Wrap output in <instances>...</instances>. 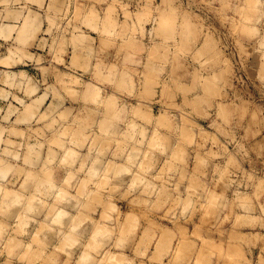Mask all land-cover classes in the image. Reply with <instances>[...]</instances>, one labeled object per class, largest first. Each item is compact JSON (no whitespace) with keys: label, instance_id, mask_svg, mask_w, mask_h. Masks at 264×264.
<instances>
[{"label":"rangeland","instance_id":"1","mask_svg":"<svg viewBox=\"0 0 264 264\" xmlns=\"http://www.w3.org/2000/svg\"><path fill=\"white\" fill-rule=\"evenodd\" d=\"M1 1L2 28L8 7L22 6V16L0 31L8 33L0 34V162L8 167L0 192L24 199L17 206L9 189L0 193L16 211L0 204V263L77 264V250H90L77 233L95 225L109 233L94 228L90 264H102L107 249L121 250L119 264H194L195 255L203 264H264V0H59L68 4L60 14L53 0ZM25 7L44 17L21 42ZM50 38L62 39L60 48ZM76 217L77 235L59 228Z\"/></svg>","mask_w":264,"mask_h":264},{"label":"bare ground","instance_id":"2","mask_svg":"<svg viewBox=\"0 0 264 264\" xmlns=\"http://www.w3.org/2000/svg\"><path fill=\"white\" fill-rule=\"evenodd\" d=\"M4 1H5V0H4ZM4 1H3V2H4ZM8 1H9V0H8ZM8 1L6 0L4 3H6V2L9 3ZM16 1H17V0H16ZM16 1H15V2H16ZM23 1H24V0H23ZM25 1H26V0H25ZM27 1H29V0H27ZM34 1H36V0H34ZM47 1H48V0H47ZM51 1H52V0H51ZM62 1H63V0H62ZM1 2H2V1L0 0V3H1ZM29 2H31V1H29ZM32 2H33V0H32ZM37 2H38V1H37ZM37 2H35V3H37ZM39 2L42 4V0H40ZM43 2H44V0H43ZM52 2H53V3H52ZM52 2H49V5H50V6L52 5L51 7L49 6L50 9H51L52 11H55V12H57V13L60 14L61 11L58 10V9H61V7L59 8L58 5L62 4V6H63V5L65 4V3H64L65 1L62 3V2L59 1V0H53ZM4 3H3V4H4ZM11 3H12V2H11ZM13 3H14V2H13ZM22 3H23V2H22ZM24 3H25V2H24ZM40 3H39V4H40ZM51 3H52V4H51ZM59 3H60V4H59ZM27 4H28V3H27ZM47 4H48V3H46V6H45V7L48 6ZM53 4H54V5H53ZM0 5H1V4H0ZM28 5H29V4H28ZM34 5H35V4H34ZM37 5H38V4H37ZM65 5H66V8H67L68 4H65ZM23 6H24V5H23ZM60 6H61V5H60ZM4 7H6V6H3V8H4ZM10 7H11V6H10ZM49 7L44 8V9H46V11H47V9H49ZM8 8H9V7H8ZM8 8H7V10L5 11V13L3 12L5 15H4L3 13H2V15H4V17H5V16H6V13H7V15H8L9 18H10V20H8V18H6V17H5V18H6L7 21L10 22V23H9V25H7L8 23H7V24H3L4 27L2 28V26H1L2 23L0 22V23H1V24H0V26H1L0 28H2V29H0V31H1V30H2V31H9L10 29L15 30V29H13V28H14V27L16 28V24H17V21H18V20L16 21L15 19L18 18V17H20V15H21L20 12H21V10H22V6H21V8H20L21 10L17 9V10H19V12H18L17 10H15V9H16L15 7H14V9H13L14 11H13V10H10V9H8ZM23 8H24V7H23ZM25 8H26V7H25ZM64 8H65V7H64ZM66 8H65V10L63 9V11H66ZM29 9H30V8H29ZM29 9L26 8V10H28V12H27V11L25 12V16H26V17L23 16V18L25 17V19H24L25 22H24V21L21 22V23H23V24L25 23V25L23 26V24L20 23V24L23 26L22 28L19 27V28H20V31H21V30H22V31H21V32H18L19 30L16 31V32H18V34H17L16 36H18V38H19V36H20V38H21V39H18V38H16V39H18L19 41L21 40V42H22L23 40L27 39V38H31L32 33L35 32L34 30H36L38 26H41V25H39L38 23H39L40 21H41V23H42V21H43L42 17H44V16L41 15L42 17H40V18H41V20H40V18L38 17V16H40V14L37 16L38 13H36V12H37V11H36L37 9L35 10L36 12H35V11H31V10H34V9H31L30 12H29ZM4 10H5V9H4ZM8 10H10L11 12H9ZM57 10H58V11H57ZM7 11H8V12H7ZM59 11H60V12H59ZM75 11H76V9L74 10V12H75ZM22 12H23V11H22ZM41 12H42V11H41ZM47 12H48V11H47ZM55 12H54V13H55ZM0 13H1V12H0ZM18 13H19L20 15H19ZM26 13H28V14H27L28 16L26 15ZM30 13H32V14L30 15ZM35 13H36V14H35ZM52 13H53V12H52ZM52 13H51V14H52ZM89 13H90V11H89ZM59 14H58V15H59ZM74 14H75V13H74ZM92 14H93V12H91L90 15H92ZM0 15H1V14H0ZM18 15H19V16H18ZM48 15H49V14H48ZM62 15H63V14H62ZM88 15H89V14H88ZM90 15L88 16V17H90L89 19H91V16H90ZM8 16H7V17H8ZM17 16H18V17H17ZM21 16H22V15H21ZM54 16H55V15H54ZM59 16H60V15H59ZM45 17H46V16H45ZM49 17H50V16H49ZM49 17H46V18L49 19ZM57 17H58V16H57ZM2 18H3V16H2ZM13 18H14V19H13ZM23 18H22V19H23ZM46 18H44V19H46ZM3 19H4V18H3ZM12 19H13V20H12ZM19 19H20V18H19ZM47 19H46V21H48ZM53 19H55V18H51V20L48 21V22H46V23H50ZM86 19H87V18H86ZM86 19H85V21H86ZM1 20H2V19H1ZM87 20H88V19H87ZM7 21H6V22H7ZM11 21H12V22H11ZM44 21H45V20H44ZM54 21H55V20H53L50 24H52ZM91 21H92V20H90V21L88 20L87 22L90 23ZM6 22H5V23H6ZM44 23H45V22H44ZM92 23H93V22H91L90 24L92 25ZM18 24H19V23H18ZM56 24H57V23H56ZM85 24H86V23H85ZM87 24H88V23H87ZM87 24H86V25H87ZM90 24H88V25L90 26ZM88 25H87V28H88ZM93 25H94V24H93ZM19 26H20V25H19ZM56 26H57V25H56ZM56 26H55V27H56ZM74 27H75V26H74ZM85 27H86V26H85ZM90 27H92V26H90ZM90 27H89V28H90ZM119 27H120V25H119ZM19 28H18V29H19ZM39 29H40V27H39ZM45 29H46V28H45ZM48 29H49V28H48ZM50 29H51V27H50ZM10 32H11V30L9 31V33H10ZM36 32H37V31H36ZM38 32H39V31H38ZM47 32H49V31L47 30ZM1 33H2V32H1ZM1 33H0V34H1ZM5 33H7V32H5ZM5 33H3V34H5ZM3 34H1L2 37H3ZM7 34H8V33H7ZM19 34H20V35H19ZM33 34H35V33H33ZM47 34H48V33H47ZM5 35H6V34H5ZM9 35H11V34H9ZM9 35H8V36H9ZM55 35H56V33H55ZM12 36H13V35H12ZM14 36H15V35H14ZM16 36H15V37H16ZM45 36H46V35H45ZM53 36H54V35H53ZM6 37H7V35L5 36V38H6ZM46 37H47V36H46ZM56 37L59 38L58 36H56ZM61 37H62V36H61ZM12 38H13V37H12ZM41 38H42V37H41ZM22 39H23V40H22ZM50 39H52V38H50ZM53 39H54V37H53ZM53 39H52V41H54V44H55V42H56L58 39H57L56 41L53 40ZM60 39H61V38H60ZM62 39H63V37H62ZM62 39H61V40H62ZM12 40H13V39H12ZM18 40H16V41H18ZM29 40H31V39H29ZM46 40H48V39H46ZM61 40H60V41H61ZM26 41H28V40H26ZM26 41H25V42H26ZM52 41H50V42L52 43ZM60 41H59V42H56V43L59 44ZM23 42H24V41H23ZM50 42H49V43H50ZM119 42H120V41H119ZM13 43H15V42H13ZM18 43H19L20 45H23V43H20V42H18ZM16 44H17V42H16ZM60 44H61V43H60ZM60 44H59V47H58V45L56 44L57 48H54V49H58V48H60ZM43 45H44V44H43ZM47 45H48V44H47ZM51 45H52V44H51ZM54 46H55V45H54ZM11 47H13V45H12ZM11 47H10V48H11ZM30 47H31V46H30ZM27 48H29V47H27ZM13 49H14L15 51H16V50L18 51V52L16 51V53H19V50H20L19 48L17 49V47H16V49H15V46H14ZM26 50H27V49H26ZM20 51H21V50H20ZM54 51H55V50H54ZM54 51H53V54H54ZM9 52H11V51H9ZM9 52H7V53L9 54ZM13 53H15V52L13 51ZM22 53H23V52H22ZM11 54H12V52H11ZM19 54H20V53H19ZM15 55H16V57L20 56V55L17 56V54H15ZM22 55L24 56V54H22ZM22 55H21V56H22ZM7 56H9V55H7ZM13 56H14V55H13ZM23 56H22V57H23ZM25 56H26V55H25ZM26 57H27V56H26ZM152 57H153V56H152ZM7 58H8V57H7ZM23 58H24V57H23ZM23 58H22V59H23ZM28 58H29V57H28ZM31 58H32V55H31ZM36 58H38V56H37ZM1 59H2V57H1ZM8 59H10V58H8ZM18 59H19V57H18ZM18 59H15V60L12 59L11 61H15V62H16V61H20V60H21V59H20V60H18ZM25 59H26V58H25ZM2 60H3V59H2ZM27 60H30V59H27ZM37 60H38V59H37ZM4 61L7 63L6 57H5ZM21 61H22V60H21ZM30 61H31V60H30ZM27 62H28V61H27ZM1 63H2L3 66H6V64H3V61L0 60V64H1ZM12 63H13V62H12ZM18 63H19V62H18ZM22 63H23V62H22ZM13 64H14V63H13ZM7 66H9V64H7ZM16 66H17V65H16ZM53 69H54V68H53ZM47 70H48V69H47ZM56 72L58 73V71H56ZM6 73H7V76L10 77V79H12V78L14 79V77H16V76H18V75H21L19 72H18V73H16V72H6ZM47 73H48V72H47ZM2 74H3V73H2ZM48 74H49V73H48ZM5 75H6V74H5ZM58 75H59V76H58ZM58 75H57V77L59 78L61 75H60L59 73H58ZM24 76H25V75H22V77H21V76H20V77L23 79ZM54 76L56 77V74H55ZM8 77L5 76V78H7V79H8ZM55 77H54V78H55ZM61 77H62V76H61ZM5 78H4V79H5ZM17 78H18V77H17ZM17 78H16V80H17ZM58 78H57V79H58ZM28 79H29V78L27 77V80H28ZM18 80H19V79H18ZM24 80L26 81V79H24ZM12 81H13V80H12ZM25 81H24V82H25ZM29 81H30V80H29ZM9 82H11V81H9ZM19 82L22 83L21 81H18V83H19ZM26 82H27V81H26ZM16 83H17V81H16ZM16 83H15V84H16ZM18 83H17V85H19ZM9 84H11V83H9ZM13 84H14V82L12 83V85H13ZM23 84H24V83H23ZM25 84H26V83H25ZM27 85H29L28 82H27V84L25 85V87H26ZM33 85H34V84H32V85L29 86V88L31 87V89H29V88L26 87V88L28 89L27 92H30V91L32 90V92H30V93H33V94H34L33 89L36 90V88H32ZM18 87H19V86H18ZM33 87H35V86H33ZM19 88H21V87H19ZM26 88H25V89H26ZM21 89H22V88H21ZM37 89H38V88H37ZM23 90H24V89H23ZM35 90H34V91H35ZM27 92L25 91L24 93H27ZM30 93H28V94H30ZM35 93H36V91H35ZM40 94H41V93H40ZM37 96H39V95H37ZM41 98H43V97H41V95H40V97L37 98V99L34 98V99H33L34 103L36 102L35 100H37V101L40 103V102H41V101H40ZM38 99H39V100H38ZM43 99H44V98H43ZM43 99H42V100H43ZM31 102H32V101H31ZM42 102H43V101H42ZM36 103H37V102H36ZM57 104H58V103H57ZM33 105H34V104H33ZM40 105H41V104H40ZM40 105H39V108H40ZM35 106H36V105H35ZM37 106H38V104H37ZM52 106H53V105H52ZM30 107H32V105L30 104V106H29V104H28V108H30ZM26 108H27V107H26ZM26 108H25V110L28 109V108H27V109H26ZM36 108H37V107H36ZM46 108H47V107H46ZM28 110H29V109H28ZM35 110H36V109H35ZM37 110H38V108H37ZM39 110H40V109H39ZM50 110H51V108H50ZM50 110H49V114H50ZM54 110H55V109H54ZM54 110H53V111H54ZM57 110H58V109H57ZM45 111H46V109H45ZM51 111H52V110H51ZM53 111H52V112H53ZM27 112H28V111H27ZM27 112L25 111V113H27ZM52 112H51V113H52ZM44 113H45V112H44ZM42 114H43V113H42ZM42 114H41V115H42ZM27 116H28V115H27ZM32 116H33V114H30L29 117H32ZM43 116H44L45 118L47 117V116H45V115H42V117H43ZM21 117H23V116H21ZM40 117H41V116H40ZM42 117H41V118H42ZM45 118H44V121H45ZM24 121H25V120H24ZM50 121H51V120H50ZM45 123H47V125H48V122L45 121ZM43 124H44V122H43ZM48 151H49V150H47L46 152L49 153ZM66 151H67V150H66ZM66 151H65V152H66ZM69 151H70V150L68 149V152H69ZM6 152L8 153V151H6ZM35 152H36V150H35ZM37 152H38V151H37ZM41 152H42V151H41ZM51 152H54V151H53V150H52V151L50 150V153H51ZM59 152L61 153V151H59ZM65 152H64V153H65ZM71 152L73 153V151H71ZM33 153H34V151H33ZM50 153H49V154H50ZM62 153H63V152H62ZM27 154H28V153H27ZM38 154H39V153H38ZM43 154H45V153H43ZM65 154H66V153H65ZM34 155H36V154H34ZM34 155H33V158H34ZM45 155H47V154H45ZM45 155H44V157L47 158V156H45ZM58 155H59V153H58ZM67 155H68V154H67ZM67 155H66V158H67V160H68L69 158H71V156H70V153H69V156H67ZM87 155H88V154H87ZM25 156H27V155H25ZM73 156H74V153H73ZM88 156H89V155H88ZM27 157H28V156H27ZM27 157H26V159H27ZM31 157H32V156H31ZM35 157H38V156H35ZM52 157H53V156L50 157V158H51L50 160H53L54 157H56V156L54 155V157H53V158H52ZM60 157H61V156H60ZM29 158H30V157H29ZM58 158H59V157H58ZM66 158H65V160H66ZM72 158H74V157H72ZM30 159H31V158H30ZM30 159H27V160H30ZM27 160H26V161H27ZM33 160H34V159H33ZM33 160H30V161L32 162V163H30V166H32V164H33L34 162H36V160L38 161V159L34 160V162H33ZM50 160H48V162H49ZM92 160H93V159H92ZM26 161H25V162H26ZM95 161H96V164H97L98 161H97L96 159H95ZM92 162H94V160H93ZM0 164H2V162H0ZM3 164H4L5 168L2 167V168H0V170H1V169L5 170L6 168L8 169L7 165H5V163H3ZM3 164L0 165V167L3 166ZM34 164H35V163H34ZM34 164H33V165H34ZM27 165H29V164L27 163ZM36 165H37V163H36ZM99 165H100V163H99ZM96 166H97V165H96ZM103 167H104V166H103ZM105 167L108 168L107 165H106ZM105 167H104V168H105ZM92 168H93V170H94V168L96 169V167H92ZM100 168H101V167H100ZM97 169H98V168H97ZM97 169H96V170H97ZM101 169H102V168H101ZM101 169H100V172H101ZM124 169H125V168L123 167V168L119 169L117 172L120 173L121 170H122V172H123ZM18 170L20 171L21 169H18ZM18 170H17V171H18ZM106 170H108V169L105 168V170H103L104 173H103V172H102V173H103V174H106V173H105V172H107ZM125 170H126V169H125ZM125 170H124V172H125ZM127 170H128V169H127ZM127 170H126V172H127ZM98 171H99V170H98ZM98 171H97V172H98ZM115 171H116V169H115ZM0 172H2V170H1ZM88 172H89V171H88ZM117 172H115V173H117ZM25 173H26V172H25ZM118 173H117V174H118ZM128 173H129V172H128ZM1 174L3 175V174H5V173H3V172L0 173V177H2ZM28 175L30 176L29 172H28L27 176H28ZM32 175H33V174H31V176H32ZM27 176H26V177H27ZM29 176H28V177H29ZM88 176H89V175H87V176L85 177V179L87 178V180H89L88 178H90V176H89V177H88ZM134 176H136V175L133 174V176H132L133 179H134ZM26 177H25V178H26ZM25 178H24V179H25ZM135 178H136V177H135ZM0 179H1V178H0ZM27 179H28V178H27ZM27 179H26V181L28 182ZM29 179H30V181H31L32 179H34V180H38V182H34V183L32 182V183H33V184H35V183L39 184V180H40V179H36L35 177H34V178H33V177H29ZM82 179H83V178H82ZM85 179H84V180H85ZM136 179H138V177H137ZM34 180H33V181H34ZM23 181H24V180H23ZM30 181H29V182H30ZM43 181H44V180H43ZM43 181H42V183H43ZM85 181H86V180H85ZM133 181H134V180H133ZM135 181H136V180H135ZM135 181H134V183H135ZM24 182H25V181H24ZM24 182H23V183H24ZM29 182H28V183H29ZM83 182H84V181H83ZM83 182H80V184L83 183ZM32 183H30V185H31ZM40 183H41V182H40ZM42 183H41V185H42ZM86 183H88V182H84L83 184L85 185ZM132 183H133V182H132ZM134 183H133V184H134ZM45 184H46V183H45ZM25 185H26V184H24V186H25ZM81 185H82V184H81ZM81 185L79 186V184H77L76 189H77L78 192L80 191L78 188L84 186V185H83V186H81ZM87 185H89V184H86L84 189H85L86 192L89 194V191H90V193H91V192H93L94 190H93V186H92V187H91V186L89 187V186H87ZM51 186H52V184L50 185V187H51ZM98 186H99V185H98ZM98 186H97V187H98ZM0 187H1V186H0ZM2 187H3V185H2ZM52 187H53V186H52ZM7 189H9V190H7ZM10 189H11V188H9V187H8V188L6 187L5 190L3 189V191H2V192H4L3 194L5 195V191L7 190V193H6V194H7V196H8V195L10 196L9 191L11 192V190H12V189H11V190H10ZM76 189H75V193H77ZM82 189H83V188H81V190H82ZM94 189H96V187H95ZM0 190H2V189H0ZM96 190L99 191L100 189H96ZM80 192H82V191H80ZM0 193H1V192H0ZM8 193H9V194H8ZM12 193H14V192H11V196H12ZM83 193H84V192H83ZM1 194H2V193H1ZM3 194H2V197H4ZM88 194H87V195H88ZM91 194H93V193H91ZM15 195H16V193H15ZM15 195H13V196H15ZM7 196H5V198H8ZM11 196H10V198H13V196H12V197H11ZM17 196H19V195L17 194ZM28 196H29V195H28ZM89 196H91V195H89ZM19 197L21 198L22 196L20 195ZM5 198H1V196H0V199H2V200H0V204L3 203L1 206H3V208H5L4 212H6V208L9 207L8 205L11 203V202H8V201H10V200H9L10 198L8 199V201H7ZM14 198H15V197H14ZM14 198H13V200L11 199V201H14L15 203H17V202H16V199H18L17 201H18V203L20 204V201H21V199H22L23 197H22L20 200H19V198H17V197H16L15 199H14ZM85 198H86V197H85ZM23 199H24V198H23ZM26 200H28V199H26ZM26 200H25V202L27 203ZM89 200L91 201L90 198H89ZM89 200H88V201H89ZM22 201H23V200H22ZM28 201H29V200H28ZM90 201H89V202H90ZM99 201H100V200H99ZM35 202H36V201H35ZM89 202H88L87 204H89ZM8 203H9V204H8ZM18 203H17V206L19 205ZM21 204H24V203H21ZM41 204H44V203L41 202ZM59 204H60V203H59ZM62 204H63V203H62ZM10 205H11L12 210H11V208H9L10 210L8 209L7 211L10 212V215L13 214V215H11V216H14V214L16 213L15 209H13V208H15V207H12L14 204L12 205V203H11ZM15 205H16V204H15ZM35 205H36V204H33V207H34V208H35ZM64 205H65V204H64ZM64 205H63V206H64ZM20 206H21V205H20ZM41 206H42V205H41ZM60 206H62V205H60ZM3 208H2V209H3ZM67 208H69V207H67ZM0 209H1V207H0ZM2 209H1V211H2ZM36 209H37V207L35 208V211H36ZM65 209H66V208H65ZM65 209H64V212H62L61 210H59V211L56 213L57 215L54 216V222H55L54 224H56V220H57L56 218H59V217L63 216V215L66 213V212H65V211H66ZM32 210H33V209H32ZM1 211H0V214H1ZM33 211H34V210H33ZM37 211H38V210H37ZM60 211L62 212V214H58ZM2 212H3V211H2ZM42 212H43V210H42ZM7 213H8V212H7ZM44 213H45V212H44ZM44 213H43V214H44ZM1 215H2V214H1ZM1 215H0V216H1ZM7 215H8V214H7ZM10 215H9V216H10ZM128 215H129V214H128ZM128 215H127V217H128ZM1 217H2V216H1ZM127 217H126V219H125L126 221H127ZM129 217H130V216H129ZM129 217H128V219H129L130 224H131V222H134L133 220H131L133 217H130V218H129ZM3 218H5V217H3ZM134 218H135V217H134ZM5 219H6V218H5ZM5 219L0 218V221H2V222L5 221L4 223H2V225H4V224L6 225L7 222H6ZM80 219H81V217H80V218H79V217H76L74 220H72V223L69 225V223H70L71 221H66V219L64 218L63 221H61V224H60V225H62V226L60 227V225H59V228H61V229H62V228L66 229L67 226H68V228H71L70 233H72V234H76V233L73 232V229H75V230L77 229V230H78V227H79L80 224H81V222H80L81 220H80ZM129 221H127V222H129ZM127 222H126V223L124 222V223L126 224V226L129 225V228H130L131 226H130V224H127ZM135 222H136V220H135ZM135 222H134V224L137 225ZM0 225H1V223H0ZM2 225H1V226H2ZM122 226H123V225H120V228H119V229H121ZM132 226H133L132 228L134 229V225H133V224H132ZM3 227L5 228V226H3ZM3 227H2V229H3ZM95 227H96V226L94 225V227L91 228L92 231H90V230L87 228V229H85V230L82 229V231H80V230H81V229H80V230H78V232H79V231H80V232L77 233V234H81V235H84V236H87V237H88V241H86V243H85L84 245H85V247L90 248V250H91V247H93V248L96 247V248H97L98 244L100 243L99 240L97 241L95 238L98 237V235H99L101 232H102L101 234H103L104 236H105V233L108 232V230L105 229V231H106V230H107V231L103 233V230L101 231V227H102V226H101L100 228H98L99 226H97L96 228L100 231V233L98 234L97 232H99V231L97 230V232H96V231H95V230H96ZM103 227H104V226H103ZM59 228H58V229H59ZM94 228H95V230H94ZM104 228H106V226H105ZM123 228H124L125 230H127L128 226H127V228H125V225H124ZM123 228H122V230H119V231H120V233H119L120 235L123 233V232H122V231L124 230ZM132 228H131V230H133ZM0 229H1V228H0ZM2 229H1V231L3 232ZM7 229H8V228H7ZM9 229H10V228H9ZM34 230H36V229H34ZM34 230H33V231H34ZM38 230H40V231H36V232H37V233H38V232L41 233V229H38ZM77 230H76V232H77ZM83 230H84V232H83ZM93 230H94V232H93ZM125 230H124V231H125ZM128 230H129V229H128ZM128 230H127V234H128L129 232H131V230H129V232H128ZM1 231H0V234H2ZM7 231H8V230H7ZM134 231H135V230H134ZM134 231H132V232L134 233ZM36 232H35V234H36ZM57 232L64 233L65 231L58 230ZM95 232H96L97 234H96ZM121 232H122V233H121ZM4 233H6V232H4ZM8 233H9V232H8ZM40 233H38V234H40ZM55 233H56V231H55ZM61 233H60V234H61ZM89 233H90V234H89ZM108 233H109V232H108ZM108 233H107V234H108ZM125 233H126V232H125ZM125 233H124V234H125ZM33 234H34V233L32 232V235H33ZM38 234H37V235H38ZM56 234H57V233H56ZM77 234H76V235H77ZM87 234H88V235H87ZM124 234H122V235L124 236ZM127 234H126V235H127ZM166 234L169 235L168 232H166ZM5 235H6V234H5ZM37 235H34V236H37ZM63 235H64L63 238L60 239V241H62V243L59 241V244H60V245H59V247H60L59 250H61V249L64 248V247L61 248V247L64 245L63 242H65V241H63L62 239H66V242H68V241L71 239L70 234L66 233V234H63ZM94 235L96 236L95 238H94ZM38 236H41V234L38 235ZM38 236H37V237H38ZM100 236H101V235H100ZM133 236H134V235H133ZM37 237H35V238H37ZM89 237H90V238H89ZM39 238L41 239V237H39ZM84 238H85V237H84ZM102 238H103V237H102ZM122 238H123V237L121 236V237H119V239H118V240H122V241L115 240V245L117 246V248H118V247H119V248L122 247V246H120V245H125V243L127 242V240H126V242H123V239H124V238H123V239H122ZM125 238H126V237H125ZM127 238H128V237H127ZM129 238H130V237H129ZM129 238H128V239H129ZM43 239H46V236H45V238H43ZM47 239L49 240L48 237H47ZM50 239H51V238H50ZM67 239H68V240H67ZM91 239H92V240L94 239V240L92 241ZM115 239H116V238H115ZM130 239H132V237H131ZM183 239H184V238H183ZM183 239H182V240H183ZM3 240H4V238H3ZM12 240H13V239L10 240L11 243H13ZM102 240H103V239H102ZM106 240H107V239L104 238V241H106ZM184 240H185V239H184ZM14 241H16V240H14ZM95 241H96V242H99V243H95ZM104 241L101 242V245H102V243H103ZM1 242H2V241H1ZM10 242H9L8 244L11 246ZM16 242L19 243V241H16ZM16 242H14V243L12 244V245L14 246V248L17 247V246H15V243H16ZM88 242H89V245H91V247L88 245ZM120 242H121V244L118 245V243H120ZM2 243H3V242H2ZM90 243H91V244H90ZM92 243H95L94 245H96V244H97V245H96V246H94V245L92 246ZM217 243H218V242H217ZM16 244H17V243H16ZM19 244H20V243H19ZM27 244H29V243H26V245H25L26 248H28V245H27ZM44 244H45V243H44ZM61 244H62V246H61ZM183 244H184V243H183ZM0 245H1V244H0ZM29 245H30V244H29ZM184 245L186 246L187 244H184ZM1 246H2V245H1ZM102 246H103V245H102ZM104 246H105V245H104ZM182 246H183V245H182ZM187 246H188V245H187ZM2 247H3V246H2ZM56 247H57V249L59 248L58 245H57ZM9 248H10V247H9ZM9 248H7V251L10 250V252H11V250H12L13 247L10 248V249H9ZM26 248L22 247L21 251L18 250V252H21L23 255H25V254H24V253H25L24 250H25ZM103 248H104V247H103ZM183 248H184V247H183ZM8 249H9V250H8ZM30 249L32 250V248H29V252L32 253V254H29L28 250H26V252H28V253H27V257L30 255V258H29V257L27 258L26 256H25V258L28 259V260H34L36 257H35V258L33 257V258H34V259H33V258H32V255L37 253L36 248H35V249L33 248L34 250H32V251H31ZM37 249H38V248H37ZM85 249H86V248H85ZM85 249H84V246H83V250H81V248H80V250L78 249V250H79L78 252H80V251H81V252H80V256H77V259H75L77 264H90V263H91V260H92V256H91V254H92V253H90V252H91L92 250H91V251H90V250L88 251V249H87L86 251H84ZM180 249H181V248H180ZM185 249H186V247H185ZM13 250H14V249H13ZM108 250H109V249H107L105 252L102 251V253H101V260H100V261L102 262V264H119V263H120V258H119V257H122V255H121L122 252H120L121 250H119V252H117V254H116V252H110V251H108ZM181 250H182V249H181ZM0 251H1V250H0ZM7 251H5V252L7 253ZM15 252H16V251H15ZM15 252H14V253H15ZM23 252H24V253H23ZM38 252H39V249H38ZM62 252H65V251L62 250ZM66 252H68V251H66ZM66 252H65V253H66ZM92 252H93V251H92ZM188 252H189V250H188ZM21 253H19V254H21ZM41 253H42V250H41ZM10 254H11V253H10ZM17 254H18V253H17ZM19 254H18V255H19ZM22 254H21V255H22ZM66 254H68V253H66ZM21 255H20V256H21ZM36 255H38V254H36ZM6 256H7V255H6ZM33 256H34V255H33ZM199 256L201 257V255H199ZM7 257H8V256H7ZM22 257H23V256H22ZM202 257H203V256H202ZM31 258H32V259H31ZM122 258H124V257H122ZM203 258H204V260H205V257H203ZM203 258H200V260L198 259V260H199V261H198L197 258H196V255H195V260L198 261L199 264L202 262L201 259H203ZM124 259H125V258H124ZM193 259H194V258H193ZM4 260H5V259H4ZM7 260H8V259H7ZM131 260H132V259H131ZM131 260H130V261H131ZM193 261H194V260H193ZM196 261H194V262H195L194 264L197 263ZM6 262H7V264H9L8 261H5V263H6ZM30 262H31V261H30ZM74 262H75V261H74ZM206 262H207V261L205 260V263H206ZM0 264H1V263H0ZM10 264H11V263H10ZM191 264H192V263H191ZM201 264H203V262H202Z\"/></svg>","mask_w":264,"mask_h":264},{"label":"crops","instance_id":"3","mask_svg":"<svg viewBox=\"0 0 264 264\" xmlns=\"http://www.w3.org/2000/svg\"><path fill=\"white\" fill-rule=\"evenodd\" d=\"M78 251H79V250H77V252H78ZM80 252H81V251H80ZM80 252H79V253H80ZM90 253H91V252H90Z\"/></svg>","mask_w":264,"mask_h":264}]
</instances>
